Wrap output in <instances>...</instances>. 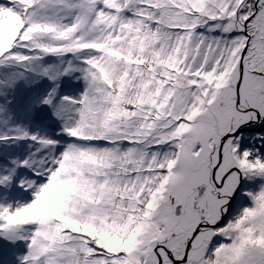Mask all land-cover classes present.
Masks as SVG:
<instances>
[{"label": "snow or ice", "instance_id": "6c2138e0", "mask_svg": "<svg viewBox=\"0 0 264 264\" xmlns=\"http://www.w3.org/2000/svg\"><path fill=\"white\" fill-rule=\"evenodd\" d=\"M0 264H264V0H0Z\"/></svg>", "mask_w": 264, "mask_h": 264}]
</instances>
